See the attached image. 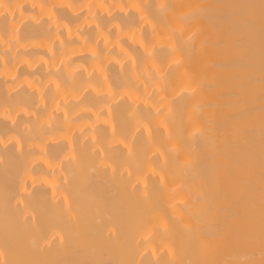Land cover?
<instances>
[{
  "label": "bare ground",
  "instance_id": "obj_1",
  "mask_svg": "<svg viewBox=\"0 0 264 264\" xmlns=\"http://www.w3.org/2000/svg\"><path fill=\"white\" fill-rule=\"evenodd\" d=\"M0 264H264V0H0Z\"/></svg>",
  "mask_w": 264,
  "mask_h": 264
}]
</instances>
